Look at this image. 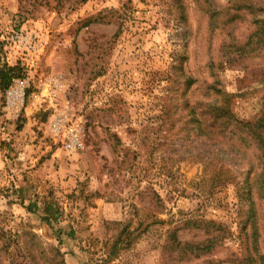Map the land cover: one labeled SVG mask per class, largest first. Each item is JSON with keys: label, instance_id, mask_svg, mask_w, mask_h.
<instances>
[{"label": "rangeland", "instance_id": "obj_1", "mask_svg": "<svg viewBox=\"0 0 264 264\" xmlns=\"http://www.w3.org/2000/svg\"><path fill=\"white\" fill-rule=\"evenodd\" d=\"M18 30L45 38L35 81L84 149L50 134L46 92L10 117L0 91V264H261L264 201L254 238L214 109L264 111V0H0V66L21 69Z\"/></svg>", "mask_w": 264, "mask_h": 264}, {"label": "built area", "instance_id": "obj_2", "mask_svg": "<svg viewBox=\"0 0 264 264\" xmlns=\"http://www.w3.org/2000/svg\"><path fill=\"white\" fill-rule=\"evenodd\" d=\"M45 45V38L35 31H11L5 38L7 58L16 57V63H19L23 76L11 78L10 84L4 92L3 112L10 117L17 116L23 108L27 93L31 88L38 89L40 93L46 92L44 97L48 108L53 110L49 122L50 134L60 141L65 152L78 153L84 149L81 120L67 107L60 106L53 99L59 90L57 84L46 83L38 79L35 81ZM44 97L42 99L45 101Z\"/></svg>", "mask_w": 264, "mask_h": 264}, {"label": "trees", "instance_id": "obj_3", "mask_svg": "<svg viewBox=\"0 0 264 264\" xmlns=\"http://www.w3.org/2000/svg\"><path fill=\"white\" fill-rule=\"evenodd\" d=\"M20 70L18 65L14 67L0 66V91L2 93L8 88L11 78L21 75ZM214 117L220 139L225 143L227 142L232 152L240 157L243 162L244 170L240 172V178L236 184L239 185V197L247 206L246 217L251 222L252 237L255 238L258 231L256 227V200L264 201V138L262 137V133H264V111L256 123H243L230 113L226 101L223 100L215 107ZM250 149L253 151L249 154ZM42 210L47 219L55 220V213L50 204H45ZM186 247L192 249L191 245ZM196 249L207 252L209 246L196 247ZM253 260L250 258L248 264H254ZM261 264H264L263 258Z\"/></svg>", "mask_w": 264, "mask_h": 264}]
</instances>
